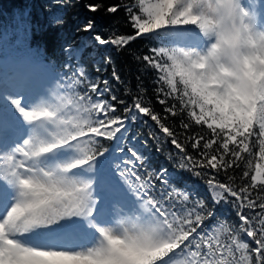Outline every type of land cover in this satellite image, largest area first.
Here are the masks:
<instances>
[{"label":"snow or ice","instance_id":"6c2138e0","mask_svg":"<svg viewBox=\"0 0 264 264\" xmlns=\"http://www.w3.org/2000/svg\"><path fill=\"white\" fill-rule=\"evenodd\" d=\"M86 7L123 11L132 29L95 34L99 46L159 41L136 59L156 74L163 114L140 83L131 104L118 99L70 46L60 71L0 77V264H264V0ZM137 121L152 122L148 138L171 145L174 167L210 195L123 146Z\"/></svg>","mask_w":264,"mask_h":264},{"label":"trees","instance_id":"16d2710c","mask_svg":"<svg viewBox=\"0 0 264 264\" xmlns=\"http://www.w3.org/2000/svg\"><path fill=\"white\" fill-rule=\"evenodd\" d=\"M97 2L107 6L120 3V0H0V54L7 56L11 61L25 58L30 61H40L45 67L52 65L60 71L62 62L66 60L62 46L76 48L78 52L75 63H80L82 60L93 77L98 75L101 79H108L118 99L131 104V95L138 93L137 85L140 83L145 89L143 93L145 102L150 101L152 107L163 114L162 106L156 103L154 93L153 80L156 74L151 70L146 71L142 63L136 59L137 56L148 54L150 48L159 46V41L148 38L137 39L130 47L122 50H117L112 45H97L92 38L95 34L107 38L113 33L132 32L123 11L116 14H107L104 9L96 13L90 12L86 5ZM57 18H61L63 23L54 24L53 21ZM90 20L94 23V31L85 33L82 31L83 25ZM104 57H110L111 63L104 64ZM97 68L101 69L99 73L96 72ZM113 69L121 77L119 84L112 80ZM117 107V115H123V106L117 105ZM168 123L170 126L175 125L179 130V118L169 120ZM152 130L151 121L147 125L141 121L129 123L127 133L129 138L123 146L135 148L143 153L153 168L166 167L174 177L179 172L178 178L181 182L188 188L196 189L201 196L210 195L196 177L180 172L174 167V159H169V153L173 151L171 145L163 141L157 145L148 138ZM146 139L147 146L143 144ZM158 146L161 147V151L156 150ZM127 155L128 153L125 152L124 156ZM219 209L229 222H235L234 212L229 206L220 205Z\"/></svg>","mask_w":264,"mask_h":264},{"label":"rangeland","instance_id":"374dc122","mask_svg":"<svg viewBox=\"0 0 264 264\" xmlns=\"http://www.w3.org/2000/svg\"><path fill=\"white\" fill-rule=\"evenodd\" d=\"M45 69V65L41 62H32L27 58L11 61L7 56L0 54V77H22L31 74L39 78L44 75ZM122 155L124 156L125 153Z\"/></svg>","mask_w":264,"mask_h":264}]
</instances>
